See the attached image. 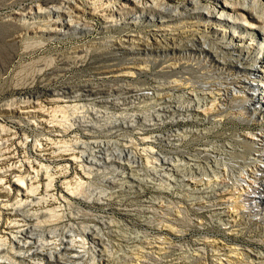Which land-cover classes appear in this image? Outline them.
I'll list each match as a JSON object with an SVG mask.
<instances>
[{"label":"bare ground","instance_id":"1","mask_svg":"<svg viewBox=\"0 0 264 264\" xmlns=\"http://www.w3.org/2000/svg\"><path fill=\"white\" fill-rule=\"evenodd\" d=\"M204 2V0H179L178 3H172L170 0H60L58 3L45 2L38 6L37 10L29 8L22 16L24 22L32 24L38 22L42 28L38 31H41L48 40H58L66 36L82 38L92 33L91 31H97L100 36L97 41L78 47L74 50L75 56L79 57L78 54L91 50L101 53V56L108 61L117 62L115 68L121 67L110 69L105 78L121 83L116 91L126 95L124 100L127 98L137 104L148 101L153 105V114L148 119L149 123L134 118L132 122L131 119L130 122H126V118L121 122H115V118L114 132L116 134L124 132L127 135L130 131H146L147 127L155 129L164 124H191L188 128L171 131L165 137L154 134L156 141L171 144L172 155L168 159L158 156L160 167L154 169L155 176L167 179L170 193L175 190L181 193L195 189V192L204 190L206 210L212 211L213 215L217 216L218 223L227 228L240 227L237 218L246 221L248 225L252 219L259 222V215L264 213V129L255 133L248 132V128L239 130L240 132L232 134L227 144L217 138L218 141L215 142L206 141L203 148L195 150V154H184L183 146L193 136L205 138L204 136L211 132L219 133L227 120L248 125V120L255 117L258 112L260 114L264 112V3L260 0ZM214 25L218 26L217 29L212 27ZM44 42L37 44L44 45ZM257 45L261 48H256ZM155 64L161 66L158 73L167 75V80L171 78L167 81L168 91L160 92L159 86L162 84L150 88L141 87L142 89L130 88V86L127 88L128 82L134 77L148 74L147 71ZM195 65L203 69V72L199 73L201 76L199 90H195V83L188 78ZM207 70L212 71V81L208 80ZM177 87L181 88L180 94L173 91ZM101 94L103 89L91 83H82L75 87L61 86L50 90L48 98L44 101H40L39 95L35 94L19 102L23 108L22 113L36 116L38 125L43 123L49 125L53 123V119L50 117L46 119L48 116L44 109L46 104H71L80 100L97 102ZM70 106L66 105V108H72ZM120 115L122 116L121 113ZM138 119L143 117L140 116ZM49 127L56 126L53 124ZM57 132L53 136L66 134V131L62 132V130ZM249 136L252 141L248 140ZM41 140L44 142L39 143V146L41 145L39 150L44 151L43 155L47 156L46 161L60 156L61 148L54 149L56 144L52 139ZM108 143L102 141L93 143L89 152L81 151L79 159L90 165L92 170H95L93 166L121 165L119 167L121 172L118 170L121 173L120 180L137 177L138 170L134 168L138 166L130 165L136 162V156L132 157L130 150L113 153ZM86 146L88 145H85V148ZM62 150L67 151L65 148ZM199 154L207 160L206 163H201V158L197 156ZM123 157L129 160L132 157L135 160L125 163L120 161ZM3 159L1 158L0 161ZM65 160L75 161L76 156L70 155ZM87 167L86 170L89 169ZM116 169L115 167L113 170ZM31 172L33 176L29 174L26 178H21L22 180L18 179L20 183L16 184L19 188L17 192H22L19 195L24 197L10 204L7 210L11 211L7 213L8 215L14 216L18 210L22 211L41 202L42 198L36 197L40 185L35 186L33 182L39 181L42 174L37 169ZM48 174L47 172L43 174L44 179H47L43 185L45 189L53 187L51 182L54 176ZM25 181L27 183L24 186ZM197 183L202 186L201 189H197ZM36 199L40 200L35 202ZM20 213L26 222L38 219L36 213V216L33 214L29 218L26 212ZM246 216H251L252 219L243 220ZM26 222L20 225L12 223L13 226L8 224L11 228H16L11 234V239L15 243L13 242L14 245H11L10 251H7L13 255L9 257L1 254L0 259L7 261L0 264H26L32 261H38L36 264H80L88 252L87 249L85 250L87 245L85 247L84 241H89L96 248L97 246L104 248L101 233L99 234L98 231L97 236L94 226L93 230L89 226H80V229L83 227L80 231H75L78 227L73 230L72 226V234H67L70 232L68 229L69 231H62L58 236H50L48 233L49 236L45 237L34 233L39 227L38 223L30 225ZM64 228L67 227L62 229ZM53 230L47 231L56 234V230ZM3 246L4 243L0 245V253L7 250ZM96 248L94 251L97 250ZM101 248L97 250L99 258L104 252ZM241 254L243 253L240 251L235 253L237 256ZM246 258L248 259V255Z\"/></svg>","mask_w":264,"mask_h":264},{"label":"rangeland","instance_id":"2","mask_svg":"<svg viewBox=\"0 0 264 264\" xmlns=\"http://www.w3.org/2000/svg\"><path fill=\"white\" fill-rule=\"evenodd\" d=\"M48 1L58 3L60 0H0V157L4 158L0 161V241L2 240L0 243L2 245L4 243L3 247L7 248L0 255L9 257L13 255L11 252L7 253L10 251V246L15 243L11 239V234L16 228L10 226H13L12 223L24 224L26 221L20 212H26L28 218L37 214L38 219L26 223L30 225L38 223L39 227L34 233L45 237L58 236L60 232L68 229L70 232L67 234H72V226L73 230L78 227L75 231L83 230L84 226H89L92 230L95 229L93 226L96 227L95 233L97 234L98 231L99 234L101 233L104 248L99 246L96 248L89 241H84L85 247L86 245L88 247L85 250L87 249L89 253L84 254L80 264H234L235 262V264H264V213L259 215V222L254 221L251 216H246L243 220L252 219L248 225L246 221L237 218L240 227L227 228L218 223L217 216L213 215L212 211L206 210L204 190H202L204 192L199 190L195 192V189L183 193L175 190L170 193L167 179L155 176L154 169L160 167L158 156L167 159L172 156L171 144L156 141L155 137H165L169 132L188 128L191 124H164L155 129L147 127L146 131H130L127 135L124 132L116 134L113 123L121 122L123 118H126V122H130L131 119V122L138 120L149 123L148 119L153 114V105L148 101L137 104L127 98L124 100L126 95L116 91L121 83L105 78L110 69L121 67L115 68L117 62L108 61L101 56V53L91 50L78 54L79 57L75 56L74 50L78 47L97 41L100 37L97 31H91L93 34L90 33L82 38L66 36L58 40H48L41 31H38L42 29L38 22L32 24L23 21L22 14L29 8L36 9ZM170 1L179 2V0ZM204 1L207 3V0ZM260 1L264 3V0ZM212 27L215 29L218 26ZM43 41H45L44 45L37 44ZM256 48L261 47L257 45ZM153 67L147 71L148 74L134 77L126 85L127 88L129 86L137 89L150 88L162 84L164 87L159 86L160 92L168 91L167 81L171 78L167 80V75L158 73L161 67L159 64ZM202 72L203 69L195 65L188 77L195 83V90H199ZM207 77L209 81L213 80L212 71H208ZM82 83H91L103 89V94L97 102L80 100L71 104H46L44 106L48 114L46 119L49 117L53 119V123L49 125L47 123L38 125L36 116L22 113L20 102L32 95L38 94L40 101H44L48 98L50 90L61 86L75 87ZM177 88L173 91L180 94L181 88ZM66 105H71L72 108H66ZM140 116L143 119H138ZM53 124L56 127H49ZM246 128L248 132L253 133L264 129V112L261 114L258 112L255 117L248 120V125L227 120L219 133L211 132L204 136L205 138L191 137L183 146L184 154H195V150L203 148L206 141L222 140L227 144L232 134ZM55 129L57 130L54 131ZM60 129L62 132L66 131L65 136H53L58 130L61 131ZM250 137L248 140L252 141ZM45 138L53 140L56 144H53L54 149L60 147L67 151L58 149L60 156L46 161L47 156L43 155L44 151L39 150L41 146L39 143L44 142L41 139ZM4 141L6 144L3 145ZM101 141L109 142L113 153L130 150L132 157L136 156V160L132 157L130 160L123 157L120 161L127 163L134 159L136 162L130 165L138 166L134 168L138 170V176L120 180L121 165H92L95 169L92 170L90 165L79 159L81 151L89 152L93 143ZM84 144L88 146L85 148ZM68 154L71 157L75 154L77 161L65 160L66 157H70ZM197 156L201 158L202 164L206 163L207 160L200 154ZM174 157L180 158L177 155ZM235 160L237 162V159ZM85 167L91 171L86 170ZM115 167L117 169L113 170ZM36 169L42 176L39 181L33 182V185H40L36 197L42 199L34 201L41 202L22 211L18 210L14 216L8 215L7 213L11 211L7 210L10 204L24 197L19 195L22 192H17L19 188L16 184L20 183L18 179L22 180L21 178H26L29 174L33 176L31 170ZM46 172L54 176L51 182L52 189H45L43 186L47 182L43 176ZM26 183L27 181L24 182V186ZM199 188L201 189L202 186L198 184L197 189ZM61 226L67 228L62 229ZM80 226L83 227L80 229ZM19 227L24 228V226ZM52 229L56 230V234L48 232ZM95 248L103 249L100 258L97 250L94 251ZM92 250L97 253L96 256ZM239 251L243 253L241 254L243 257L235 255ZM6 261L0 259V262ZM31 263L36 264L38 261Z\"/></svg>","mask_w":264,"mask_h":264}]
</instances>
